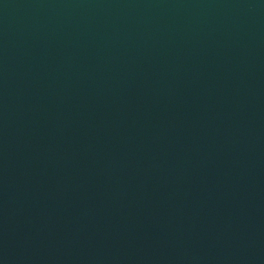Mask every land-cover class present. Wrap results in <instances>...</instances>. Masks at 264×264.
<instances>
[{
    "label": "water",
    "instance_id": "water-1",
    "mask_svg": "<svg viewBox=\"0 0 264 264\" xmlns=\"http://www.w3.org/2000/svg\"><path fill=\"white\" fill-rule=\"evenodd\" d=\"M0 264H264V0H0Z\"/></svg>",
    "mask_w": 264,
    "mask_h": 264
}]
</instances>
